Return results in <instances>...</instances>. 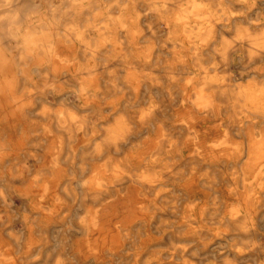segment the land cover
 Instances as JSON below:
<instances>
[{"label":"clouds","instance_id":"obj_1","mask_svg":"<svg viewBox=\"0 0 264 264\" xmlns=\"http://www.w3.org/2000/svg\"><path fill=\"white\" fill-rule=\"evenodd\" d=\"M0 264H264V0H0Z\"/></svg>","mask_w":264,"mask_h":264}]
</instances>
